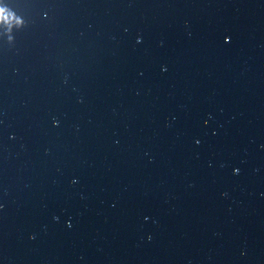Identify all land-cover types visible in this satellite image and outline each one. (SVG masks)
Returning a JSON list of instances; mask_svg holds the SVG:
<instances>
[{"label":"clouds","instance_id":"9594fccd","mask_svg":"<svg viewBox=\"0 0 264 264\" xmlns=\"http://www.w3.org/2000/svg\"><path fill=\"white\" fill-rule=\"evenodd\" d=\"M10 13L6 14V9L0 8V20H6L10 17Z\"/></svg>","mask_w":264,"mask_h":264}]
</instances>
